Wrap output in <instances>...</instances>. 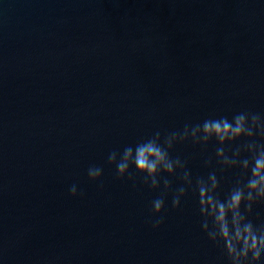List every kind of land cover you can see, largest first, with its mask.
<instances>
[{"label": "water", "instance_id": "obj_1", "mask_svg": "<svg viewBox=\"0 0 264 264\" xmlns=\"http://www.w3.org/2000/svg\"><path fill=\"white\" fill-rule=\"evenodd\" d=\"M243 111L264 117V0H0V264H228L191 190L153 228L163 182L121 180L108 156ZM218 147L171 155L224 194L239 169Z\"/></svg>", "mask_w": 264, "mask_h": 264}, {"label": "clouds", "instance_id": "obj_2", "mask_svg": "<svg viewBox=\"0 0 264 264\" xmlns=\"http://www.w3.org/2000/svg\"><path fill=\"white\" fill-rule=\"evenodd\" d=\"M213 140L220 145L216 148V157L221 170L239 169L235 182L224 194L215 171L206 178L197 177L194 182L187 161L171 155L177 143L191 141L206 147ZM237 144L235 148L228 147ZM108 162L115 166L121 180L134 179L132 170L135 169L143 183L153 190H161L163 182L160 196L152 201V212L158 217L152 221L153 228L159 229L164 222L167 195L172 193V205L179 209L181 199L191 190L198 199L201 226L209 240L227 257L228 264H256L264 255V218L258 223L250 218L254 207L264 204V117L260 114L243 111L231 118L210 117L202 123L186 124L182 132L164 136L157 131L134 146H125L122 152L112 151ZM206 164L212 165L211 158ZM178 170L183 184L173 189L164 174L176 176ZM88 176L98 181L103 169L92 166ZM70 192L73 196L83 195L75 185Z\"/></svg>", "mask_w": 264, "mask_h": 264}]
</instances>
